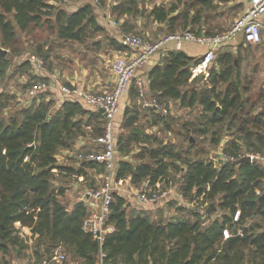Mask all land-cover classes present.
Wrapping results in <instances>:
<instances>
[{
  "label": "trees",
  "instance_id": "1",
  "mask_svg": "<svg viewBox=\"0 0 264 264\" xmlns=\"http://www.w3.org/2000/svg\"><path fill=\"white\" fill-rule=\"evenodd\" d=\"M63 1L0 0V46L10 49L6 55L0 53V77L8 73L12 51L19 49L18 30L47 26L61 40L83 43L92 30L102 28L92 1L74 11L62 7ZM213 1L184 0V9H179L177 4L154 5L150 14L154 21L168 25L170 33L188 27L194 30L193 25L202 22L203 9L212 6ZM137 4V0H120L113 11L118 16L137 14ZM201 30L199 25L196 31ZM232 56L229 48L216 55L210 75L201 87L202 76H191L190 63L196 56L181 49L169 50L149 71L146 85L147 92L163 103L179 100L188 107L200 105L203 109L200 119L205 125L201 133L219 123L226 125L230 138L221 141L216 134L213 139L220 148L218 155L203 160L182 155L171 142L150 146L147 142L151 135H142L137 130L127 140L143 141L138 153L143 161L118 159L116 152V185L119 180L130 179L136 185L147 181V186L153 189L179 186L186 198L198 199L206 208L190 206L186 207L190 216L153 220L144 209L129 213L126 194L114 190L109 221L115 229L106 234L101 246L96 237L82 228L85 205L68 208L60 200L66 189L55 180L57 176L85 175L77 177L84 181L87 169L104 170L101 163L95 162L62 165L57 157L60 149L70 147L79 135H87L85 128L100 134L104 113L87 109L82 101L72 99H66L54 109L48 88L26 99L23 107L9 115L4 110L16 95L9 91L1 93L0 251H7L11 245L26 247L14 234L15 223L20 222L37 235L34 247L37 261L62 244L72 259L81 260L80 264H98L100 249L106 253L104 264H264V161L247 162L239 158L246 153L264 155V104L261 103L264 92L253 101L244 94L248 87H241L239 74L233 76ZM25 66L27 74L36 78L33 85L38 80H48L47 75L33 73L28 59L18 63V68ZM23 85L28 90L29 84ZM135 94L136 88L132 89V95ZM148 109L158 113L154 108ZM137 118V108H127L124 126H134ZM236 209H240L241 216L233 221ZM218 210L221 217L210 221L209 215ZM224 227L231 233L225 239Z\"/></svg>",
  "mask_w": 264,
  "mask_h": 264
},
{
  "label": "rangeland",
  "instance_id": "2",
  "mask_svg": "<svg viewBox=\"0 0 264 264\" xmlns=\"http://www.w3.org/2000/svg\"><path fill=\"white\" fill-rule=\"evenodd\" d=\"M114 1L116 0H99V2L97 3L94 1L91 2L94 6L96 18L101 19L105 12L109 13L110 11L114 13L115 17H117V12L113 11L114 5L111 6L113 4L112 2ZM119 1L120 0H117V3ZM183 1L184 0H182L180 4L181 9H184L185 7ZM69 2L70 0H66L61 2L60 4L62 7L68 10L65 4H69ZM137 3L139 9L137 14H124L123 20L119 22V26L122 32H137L138 34L146 36L154 41L170 34L169 26L166 24L162 25L161 22L154 21L150 14V11L154 5L165 4L166 6L170 7L180 2L176 0H137ZM221 7L223 6L220 4V0H215V2L212 3V6H206V8H204L202 11V23L203 26L206 27V30L209 31V34L222 32L228 29L233 23L232 18L228 19L225 12H221ZM181 20L182 19L178 20L179 24H181ZM97 22H99L98 19ZM193 26V29L196 31L198 25ZM184 30L185 29H178L176 32H182ZM100 37H104V39L111 38V33L104 27L98 30H92L90 32L89 39H86L83 43H78L75 41H67V43H64L63 40L57 38L55 32H50L47 26L38 28L35 27L26 31L18 30V43L16 45L19 49L16 52L12 51V61L8 67V73H6V75H4L3 77H0V95L1 93L6 94L7 91L16 95V97H13L9 102H7L4 113L9 115L11 113H16L18 109L25 105L26 99L37 94L36 92L34 94H30V90L33 87V83L36 81V78L31 77L29 74H27L28 67L25 66L22 68H18V63H20L23 59H27L29 55L28 52L43 56L46 60L47 67H50L49 58L45 57V54L48 53L55 57H62L63 54L60 53V47L62 44H66L71 50L78 52L80 51V49L90 48V51L86 52L90 55L85 57L93 60V57L91 55H94L95 53L94 41H96V39H99ZM187 42H191L196 46L195 49L188 50V52L195 53L196 49H202V43L193 41ZM40 45L42 46L41 50L38 49ZM228 48L232 52V60H235V64H231L233 76L239 74L242 79L241 87H248L247 91L244 94L248 95L252 101L257 99L258 95L261 92H264V37L263 41L257 45L245 44L242 39L238 37L230 45H228ZM5 49L8 51V53L10 52V49ZM100 51L102 53H106L104 56L105 61L108 58H113L112 55L108 56V51H106L105 48H101ZM222 51H224V49L218 51L217 56ZM82 55H85V53L81 54L80 56ZM49 71L51 70L49 69ZM25 82L29 84L28 90L24 88L23 84ZM200 84L201 87H204V84L202 82ZM17 93H20L22 95V98L18 97ZM49 97L51 98V94L49 95ZM137 99L135 100V103L130 106V109L136 107L138 110V118L135 125L132 127L124 126L123 117L119 122V126L117 127V129L115 128L114 133L118 159L129 160L132 163L143 161L142 158L138 156L140 145L141 143H143V141L139 142L133 139L127 140L128 135L131 134L134 130L139 131L142 135H151L149 142H147L150 146H156L162 142H171L175 144V150L182 153V155L203 160L213 159V157L216 156V153L220 150L218 143H215L213 141V139L217 137L216 134H219V137L222 138L221 141L224 139V137H228V139L230 138L229 132H227L226 129L227 126L220 123L209 128L207 132L201 133L200 129L201 127H205V125L200 119V114L203 109L198 104H195L192 107H188L182 105L179 100H172L167 103L169 106L168 112L164 116L163 114L156 113L155 111H153V109L151 110L147 107H143L142 104L139 103L140 99L138 97ZM2 100L3 99L0 98V102ZM261 101V103L264 104V98ZM164 104L166 103L164 102ZM85 130L87 131L88 138L97 135L91 128L87 127L85 128ZM68 149L71 150V156L66 157L69 159L67 160L69 161L68 163H71L74 166L81 165V162H79L76 157L77 150H74L70 147H68ZM146 160L150 159L146 158ZM58 162L61 163L60 161ZM171 171L172 175L175 176V170L172 169ZM86 172L88 184H92L93 181L94 184L95 178L93 176H90L91 171L87 169ZM77 177H85V175H79ZM77 177L75 175L73 177L57 176L55 180V183L62 185L63 187H65V189L69 188V194L60 196V199L63 203L66 204L68 208L74 207L77 204L79 197L81 199L83 198V195L79 194L77 190L79 187H82V190H84V183H81V181H79ZM69 185L71 187H68ZM73 185L79 186L77 190L74 189L75 187ZM142 185L135 189L129 187V185L126 186L127 192L125 194L128 200L130 197L133 201V204L137 207L141 206L136 202V194L133 190H141ZM164 188H169V185H166ZM172 197H176V193L174 191L170 193V196L168 198L162 199L163 204L165 205L169 202V200L174 199ZM196 202H198V205L196 204V207H200L201 210H204L206 208L203 205L202 201L197 199ZM129 203L130 205H132L131 202ZM186 207H190L189 200L179 201V205H168L163 209H167L170 215L178 213L184 215L183 217H186L191 215L190 210H188ZM131 209L132 207L128 208L127 211H131ZM152 212H154V214H158L157 205L152 208ZM159 214L161 215V211L159 212ZM215 214H221V210H218L217 212H215ZM34 247L35 245L32 246L33 250H25L19 252L18 255L22 259L23 264H34V261L32 260L34 258H37L34 252ZM65 249L67 252V260L62 264H68L70 260H72V255L68 252L66 246ZM7 253L11 254V252Z\"/></svg>",
  "mask_w": 264,
  "mask_h": 264
},
{
  "label": "built area",
  "instance_id": "3",
  "mask_svg": "<svg viewBox=\"0 0 264 264\" xmlns=\"http://www.w3.org/2000/svg\"><path fill=\"white\" fill-rule=\"evenodd\" d=\"M82 1L99 2V0ZM238 37H240L245 44L251 45H257L263 41L264 0H251V4L231 26L219 33L209 34L197 32L188 28L182 32L170 33L155 41L137 32L130 31L124 33L122 42L124 45L132 48L134 53L131 57L117 55L113 58L111 66L115 75V83L110 90L104 92L92 91L83 86H69L57 72H49L46 60L43 56L36 53L28 55L27 59L32 65L33 73L48 76V80H38L31 88L30 94L53 87L59 90L64 97L80 100L91 107L99 110L102 108L104 110L103 131L94 137V147L90 150H82L76 154L79 162L101 163L104 168L103 179L100 185L88 189L85 193L88 197L96 201V203H94L95 207L87 210L86 214L82 217L83 230L96 237L100 246L103 244L106 234L115 229L114 224L109 221V213L111 211L110 205L114 200L113 191H123L122 184L126 181L119 180L117 185L115 184L114 168L116 162V139L114 129L121 98L129 91L136 70L142 67L152 55L163 49L168 42L173 41L176 49H181L185 41H193L208 46L203 53L197 55L194 61L190 63L191 76L193 78L202 76L201 82H205L210 75V70L216 59L217 52L225 49L226 46L230 45ZM136 85L138 98L143 107L154 108L161 111L164 115L168 112L166 104L147 92L146 84L142 79L138 78ZM225 156L229 158L228 155ZM244 156H250L251 162L255 160L264 161V155L258 153H246L240 155L239 158L241 159ZM182 183L183 178L179 181L180 185ZM144 187L138 193L139 202L142 204H156L162 199L168 198L170 193L174 191L176 197L172 198H176L179 201L189 200L191 207H196V204L198 205L196 199L186 198L179 186L153 189L147 186L146 183ZM240 216V209H236L233 213V221H238ZM14 234L18 235L26 246L32 247L35 245L37 235L34 234L29 227L23 226L20 223L19 226H15ZM230 234L228 227H224L222 230L223 238H228ZM105 256L106 253L100 249L98 264H104L103 259ZM66 258L67 252L65 246L59 244L52 248L49 255H44L39 260L38 264H50L52 260L63 262ZM34 259L35 263L37 260L36 258Z\"/></svg>",
  "mask_w": 264,
  "mask_h": 264
},
{
  "label": "crops",
  "instance_id": "4",
  "mask_svg": "<svg viewBox=\"0 0 264 264\" xmlns=\"http://www.w3.org/2000/svg\"><path fill=\"white\" fill-rule=\"evenodd\" d=\"M66 1V0H64ZM80 2V3H79ZM85 3L86 1H82V0H70L69 4H65L68 8V10L70 11H74L76 10L80 5H82L83 3ZM215 2V0L213 1ZM113 5H116L115 3H117V0L112 2ZM178 5V8L181 9L180 7V3H176ZM220 4L223 6L221 7L222 9L221 12H225L226 16L228 17V19L232 18L233 22L245 11V9L251 4V0H220ZM117 17L114 16L113 12H105L104 15L102 16V18H97L98 19V24L102 27V28H106L108 31H110L111 33V38H105L104 37H100L99 39H96V41H94L95 44V49H94V55H91L93 57V60H90L88 58H86L85 56H88L90 54L86 53L90 51V48H84V49H80V51H74L71 50L68 45L66 44H62L60 49H61V54H63L62 57H55L53 55L50 54H45V56L47 58H49V69L51 71H55L57 72L60 77L63 79V81L69 85V86H83L86 87L92 91H96V92H104V91H108L110 90L114 83H115V75L114 72L112 70V60L115 56L117 55H124L127 57H131L134 53L133 49L124 45L122 42V36L124 35V32H122L120 26H119V22H121L123 20V15H116ZM203 22V21H202ZM195 23L194 25H201V32H205L206 33V27L203 26V23ZM165 23H162V25ZM190 29V28H189ZM89 39V38H87ZM61 40V39H60ZM64 43H67V41H71V40H63ZM77 42V41H75ZM80 43V42H78ZM76 47V46H75ZM195 45H193L191 42H187L185 41L182 44L181 50H183L184 52H186L188 55L191 56H197L201 53H203L206 49H207V45L206 44H202V49L198 50L196 49L195 53H191L188 52V50L191 49H195ZM101 48H105L106 51H108V56L112 55V59L108 58L106 61L104 59V56L106 53H102L100 51ZM172 49H176L175 43L173 41L168 42L163 49H161L160 51L156 52L154 55L151 56V58L140 68H138L135 72V77L134 80L132 82V85L129 89L128 92H126L120 101V106H119V111L118 114L116 116V120H115V128L117 129V127L119 126V122L121 121V119L124 117L125 115V111L127 108H130V106L135 103V100L137 99V95H138V91H137V80L142 79L144 81V83L146 85H148L149 83V71L151 70V68L158 64L159 62H161V60L163 59V57L167 54V52L169 50ZM225 49H228V46L225 47ZM77 50V48H76ZM82 50V51H81ZM83 52V53H82ZM80 56L81 54H84ZM92 53V52H91ZM110 53V54H109ZM32 66V65H31ZM49 71V72H51ZM137 91V94H135L134 96L132 95V89L135 91V88ZM51 92V98L53 100V105H54V109H57L61 106V104L63 103V101H65L66 99H70V97H64L59 90H57L56 88H51L50 89ZM20 96V98H22L21 94H17ZM71 100V99H70ZM73 100V99H72ZM134 101V102H133ZM138 101V99H137ZM172 101V100H170ZM169 101V102H170ZM167 102V103H169ZM83 103V102H82ZM139 103L141 104V102L139 101ZM85 104V103H84ZM167 107L168 104H166ZM84 107H86L87 109H92V110H98L94 107H91L87 104L84 105ZM156 110V109H154ZM158 113L162 114L161 111L156 110ZM103 113V112H102ZM102 125H103V120H102ZM115 132V129H114ZM96 136V135H95ZM88 138L87 135H79L77 137V139L75 140L74 143H72V145L70 146V148H73L74 150H77V153L82 151V150H90L94 147V143H93V139L94 137ZM217 154V153H216ZM218 155V154H217ZM67 156H71V150L68 149V147L63 148L62 150H60V152L57 153V157H58V161H60V164H64V165H73L71 163H68L69 160L68 158H66ZM77 157V156H76ZM89 171H91V175L93 176L95 179V183L93 184H88V178L86 180H79L81 181V183H84V190H82V187H79L78 185H73L75 188V190H77L78 188V193L83 195V198L81 199L79 197L77 203L79 201H81L86 207V211L90 210L92 208H94V203H96V201L94 199H92L91 197H88V195H86V191L88 190V188H93L96 186H99L101 183V180L103 179V172H98L95 168H89ZM147 181L143 182V185L146 184ZM127 185H129V187L135 189L137 187L136 184H134L133 182H131L130 179L126 180L125 182H123L122 187H123V192L126 193L127 192ZM93 186V187H92ZM68 187H71L70 185ZM73 189V188H72ZM136 194V202L141 206V207H137L133 204V201L131 200V198L129 197V193H128V197H129V201L132 203V205H128L127 209L132 207L131 210H135V209H144L146 210L147 214L153 219V220H163V221H169L171 219H176V218H181L184 215L181 214H169L167 209H163L164 207L168 206V205H179V202H175V199L169 200V202L167 204H163V201L161 200L160 202L156 203V204H142L139 202L138 199V193L139 191L137 190H133ZM69 194V188H66V193L65 195ZM61 200V199H60ZM62 201V200H61ZM171 201V202H170ZM157 205L158 206V214L154 212H152V208ZM76 206V205H75ZM161 211V215L159 214V212ZM129 213L131 211H128ZM216 215V216H215ZM210 216V221L221 217V214H215L213 213L209 215ZM209 221V222H210ZM20 223H16L15 226H19ZM27 251V250H33L32 247H19V246H10L9 249L5 252L0 251V264H23L22 259L19 257V252L22 251ZM7 252H11V254H8ZM67 260V259H66ZM63 261H51L50 264H62L64 262ZM8 261V263H7ZM34 261V259L32 260ZM81 260H76V259H72L70 260V262L68 264H80ZM39 260L36 261L34 264H38ZM122 264V263H120Z\"/></svg>",
  "mask_w": 264,
  "mask_h": 264
},
{
  "label": "water",
  "instance_id": "5",
  "mask_svg": "<svg viewBox=\"0 0 264 264\" xmlns=\"http://www.w3.org/2000/svg\"><path fill=\"white\" fill-rule=\"evenodd\" d=\"M0 53H2L3 55H6L8 53V51L4 48V47H1L0 46ZM101 112H104V110L101 108L100 109ZM240 160H243V161H247V162H251V158L250 156H244L242 157ZM83 203L81 201H79L76 206H81Z\"/></svg>",
  "mask_w": 264,
  "mask_h": 264
}]
</instances>
